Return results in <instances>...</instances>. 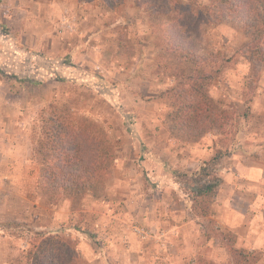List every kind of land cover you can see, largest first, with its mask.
<instances>
[{
	"label": "rangeland",
	"instance_id": "374dc122",
	"mask_svg": "<svg viewBox=\"0 0 264 264\" xmlns=\"http://www.w3.org/2000/svg\"><path fill=\"white\" fill-rule=\"evenodd\" d=\"M212 3L0 0V107L20 111L18 121L30 138L27 145L13 134L11 149L0 140V154L11 155L4 165L13 171L11 177L0 175V264H28L40 231L54 234L65 253L71 240L75 264L106 263L99 257L98 233L105 202L128 203L134 210L125 214L132 218L135 209L148 217L165 195L185 198L179 154L188 140L173 142L172 119L176 101H188L195 72L173 54L172 43L180 35L190 37L200 27L201 52L224 58L208 69L212 80L199 81L207 94L201 101L214 106L223 122L222 144L246 129L264 141V65L240 52L249 39L237 19L206 20L202 8ZM182 88L184 96L178 98ZM56 120H72V134L80 129L102 145L100 182L80 195L46 183L45 154L51 149L44 143ZM205 137L190 142L202 144ZM27 155L30 161L22 163ZM76 230L89 238L85 247ZM128 230L163 242L162 231L150 224L133 222ZM198 261L208 260L192 264ZM262 261L258 256L253 264Z\"/></svg>",
	"mask_w": 264,
	"mask_h": 264
},
{
	"label": "crops",
	"instance_id": "0c3cea01",
	"mask_svg": "<svg viewBox=\"0 0 264 264\" xmlns=\"http://www.w3.org/2000/svg\"><path fill=\"white\" fill-rule=\"evenodd\" d=\"M2 87L7 93L6 87ZM2 98L3 95H0V101ZM18 113L20 111L13 113L0 107V117L5 125L2 128L0 121V140L9 149L16 140L13 134L20 136L22 143L28 145L30 142L23 121H18ZM252 134L247 129L238 132L233 141L230 139L229 145L224 146V136L214 129L204 138V144L185 141L181 145V164L189 173L198 171L211 155L222 150L218 168L221 184L209 215L195 214L186 198L175 201L166 195L159 203L160 208L151 210L148 217L140 216L139 209H135L132 218L125 214L134 210L128 203L105 202L98 232L102 239L99 257L107 261L103 264H192L202 258L214 264H234L221 238L206 235L211 220L216 223L217 229L236 235V248L256 253L264 264V141L253 138L256 134ZM173 142L177 140L173 139ZM0 156V175L11 177L13 171L4 165L5 158L11 155L2 151ZM222 159L226 160L227 165L223 166ZM24 161H30L28 155L25 160L22 159V163ZM138 221L162 231L159 237L163 238V242L155 244L129 231L130 224ZM74 234L85 247L89 238L77 230Z\"/></svg>",
	"mask_w": 264,
	"mask_h": 264
},
{
	"label": "trees",
	"instance_id": "16d2710c",
	"mask_svg": "<svg viewBox=\"0 0 264 264\" xmlns=\"http://www.w3.org/2000/svg\"><path fill=\"white\" fill-rule=\"evenodd\" d=\"M202 9V15L207 18L206 20L218 22V20L237 19L243 33L249 39L240 52L243 57L264 65V0H213L211 5H206ZM190 33V37L180 35L172 43L176 58L183 64L193 66L195 72L191 76L194 83L191 94L187 97L188 101L182 102L181 105L176 101L172 119V137L176 140L198 141L212 129L219 131L222 129L223 122L220 117H216V108L201 101L202 97H207V94L202 90L203 84H199V81L205 83L212 80L214 72L208 69L215 63L223 62L224 58L214 52L209 54L201 52L200 27ZM194 93L199 95L198 101L194 99ZM175 95H178V98L183 97V88ZM73 125L72 120L67 122L56 120L47 129L50 139L44 144L46 147L50 146L51 154H45L48 160L44 173L47 185L63 188L70 194L80 195L94 188L96 182H100L101 176L98 174L104 157L102 158L101 154V143L94 138H86L80 129H76V133L72 134L70 127H74ZM220 133L223 136L221 131ZM220 154L221 151H218L193 174L185 169L179 173V176L186 180L187 187L183 191L185 198L192 204L193 211L197 215L210 214L211 204L221 184V177L218 174ZM206 235L221 238L233 257L234 264H253L258 259L259 255L256 253H247L236 248L234 246L236 235L231 231L217 229L216 223L212 220ZM56 238L54 234L40 231L37 234V239L40 241L36 244L33 241L28 251V264H75V259L71 255L74 251V243L69 240V250L65 253L59 247L60 240ZM197 264L214 263L198 261Z\"/></svg>",
	"mask_w": 264,
	"mask_h": 264
},
{
	"label": "built area",
	"instance_id": "2783aa9c",
	"mask_svg": "<svg viewBox=\"0 0 264 264\" xmlns=\"http://www.w3.org/2000/svg\"><path fill=\"white\" fill-rule=\"evenodd\" d=\"M136 230L140 233V234H142L143 236H147V235H149V232H147V231H145L144 229H142V228H140L139 226H137L136 227ZM151 234V233H150Z\"/></svg>",
	"mask_w": 264,
	"mask_h": 264
}]
</instances>
